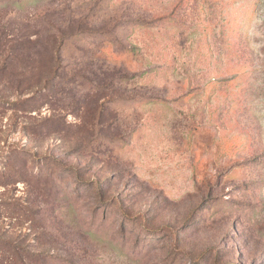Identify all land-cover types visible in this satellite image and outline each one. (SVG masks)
Listing matches in <instances>:
<instances>
[{
    "label": "rangeland",
    "instance_id": "obj_1",
    "mask_svg": "<svg viewBox=\"0 0 264 264\" xmlns=\"http://www.w3.org/2000/svg\"><path fill=\"white\" fill-rule=\"evenodd\" d=\"M0 264H264V0H0Z\"/></svg>",
    "mask_w": 264,
    "mask_h": 264
}]
</instances>
